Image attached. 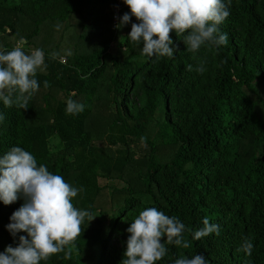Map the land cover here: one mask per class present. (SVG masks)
<instances>
[{"label": "trees", "instance_id": "trees-1", "mask_svg": "<svg viewBox=\"0 0 264 264\" xmlns=\"http://www.w3.org/2000/svg\"><path fill=\"white\" fill-rule=\"evenodd\" d=\"M118 6L117 24L130 12L123 0H0V51L24 41L26 53L43 50L47 65L27 109L0 101V156L23 147L38 165L83 188L73 203L96 216L85 218L70 258L61 252L41 264H120L126 229L147 207L178 217L191 242L188 249L166 245L157 264L195 254L208 264H264V0H231L218 26L226 45L193 54L173 31L174 55L160 59L127 36L135 17L113 25ZM73 25L96 35L62 61L49 46H59ZM51 33H59L58 43ZM201 61L203 74L195 71ZM106 75L108 114L95 121ZM68 98L85 110L66 115ZM23 203V196L0 201V252L26 235L6 228ZM204 217L220 235L193 240ZM245 237L254 245L250 257L237 251Z\"/></svg>", "mask_w": 264, "mask_h": 264}, {"label": "clouds", "instance_id": "clouds-1", "mask_svg": "<svg viewBox=\"0 0 264 264\" xmlns=\"http://www.w3.org/2000/svg\"><path fill=\"white\" fill-rule=\"evenodd\" d=\"M130 12L119 19L121 27L135 17L128 37L135 44L142 43V54L157 59L172 58L171 33L181 38L190 53H197L202 46L217 49L228 42L221 25L230 15L231 0H123ZM59 28V25L56 26ZM58 53H50L56 59ZM42 49L26 53L21 46L10 51H0V101L4 107L27 109L29 100L39 90L38 71L46 69ZM193 70L192 65L187 66ZM200 74L206 69L204 61L195 68ZM48 88L50 82L45 80ZM74 95V93L72 94ZM85 105L72 98L66 101L65 114L76 115ZM5 119L0 113V123ZM83 188L74 187L63 176L50 172L46 165L37 163L36 157L21 146H13L0 156V201L10 205L23 196L24 203L10 216L7 230L19 236L17 246L7 245L0 252V264H41L52 256L65 252L70 258L76 241L85 228V218L93 220L89 211L76 207L73 199ZM203 227L192 233L193 240L210 234L220 235V226L203 218ZM124 259L120 264H157L168 253L166 245L188 249L191 242L184 239L185 225L176 216L166 215L156 207H147L131 221L126 229ZM191 231V230H190ZM252 239L245 237L237 251L252 255ZM174 264H208L202 254L191 257L181 255Z\"/></svg>", "mask_w": 264, "mask_h": 264}, {"label": "rangeland", "instance_id": "rangeland-1", "mask_svg": "<svg viewBox=\"0 0 264 264\" xmlns=\"http://www.w3.org/2000/svg\"><path fill=\"white\" fill-rule=\"evenodd\" d=\"M115 14H116V10H115L114 15L112 16L113 25L115 23L117 24V16L115 17ZM74 21H76V19ZM80 32H82V31H80L79 28H76L73 25L65 32V36H64V38H63V40H62V42H61V44L59 46L56 44V46H49V47L50 48L53 47L54 49H57L60 52V54H61L60 57H62V58L65 57L64 53H69V51L71 52L72 48H74V47L78 48V49H81V48L84 49L85 48L84 45H85V43L87 41L85 38H87L89 40H92L93 37H95L96 34L92 30L83 31L82 35H84V39L81 42L78 39V35H79ZM58 34L59 33H55V34L51 33L49 35V39H51L52 41L57 42V37L55 35H58ZM71 41H73V43ZM70 44H73V45H76V46H71ZM17 46H21L22 48H27V46H25L24 41L19 43ZM107 78H108V76L106 75L105 79L102 81V86L104 88L102 89V86H101V92H99V95H101V98H99L97 100L96 104L94 105V111L97 113L96 116L100 115V116H98V118L95 119V121L98 119V121L102 122L104 119L107 118L109 102L106 99L107 97H105V94L103 93V92H105V85L108 82ZM108 182L110 183V181H108ZM101 183H103V182L101 181ZM111 183H115V182H111Z\"/></svg>", "mask_w": 264, "mask_h": 264}, {"label": "built area", "instance_id": "built-area-1", "mask_svg": "<svg viewBox=\"0 0 264 264\" xmlns=\"http://www.w3.org/2000/svg\"><path fill=\"white\" fill-rule=\"evenodd\" d=\"M118 8H119V6L115 9L116 12H117ZM116 16H117V14H115V17H116ZM61 60L64 61V58H62Z\"/></svg>", "mask_w": 264, "mask_h": 264}]
</instances>
